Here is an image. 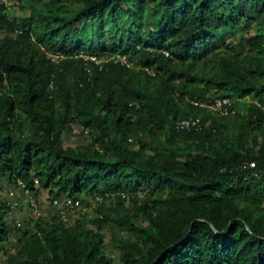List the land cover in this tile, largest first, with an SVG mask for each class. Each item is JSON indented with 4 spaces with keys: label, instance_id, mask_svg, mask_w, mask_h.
I'll return each instance as SVG.
<instances>
[{
    "label": "trees",
    "instance_id": "trees-1",
    "mask_svg": "<svg viewBox=\"0 0 264 264\" xmlns=\"http://www.w3.org/2000/svg\"><path fill=\"white\" fill-rule=\"evenodd\" d=\"M219 98L236 114L200 106ZM75 126L90 142L66 147ZM248 162L264 164V0H0V249L20 232L7 184L100 200L93 220L40 216L5 264H113L105 227L122 264H264Z\"/></svg>",
    "mask_w": 264,
    "mask_h": 264
},
{
    "label": "rangeland",
    "instance_id": "rangeland-1",
    "mask_svg": "<svg viewBox=\"0 0 264 264\" xmlns=\"http://www.w3.org/2000/svg\"><path fill=\"white\" fill-rule=\"evenodd\" d=\"M11 3L12 2H8V5ZM64 139L66 147L73 148L87 145L90 142V136L83 132V129L80 126H75L71 131L66 133ZM4 197L13 205L12 212L8 218L10 224L20 232H18L17 235H13L10 240L4 243L1 247L0 264H5L7 260L6 251L10 253L15 251L21 233L26 230L32 222L37 221L40 216L57 217V211L52 205V197L46 190H41L37 196H34V194L32 195L27 191L17 188L14 184H7L4 191ZM111 202L112 200L107 201L106 208L111 207ZM98 205L99 203L96 199H93L92 197L86 199L84 205L88 208L87 211L85 210L88 213L86 219L93 220L97 213L96 208ZM82 214L83 213L78 210L70 211L68 220L69 224L72 225L76 220L81 219L83 217ZM103 234L106 238L104 250L107 256L111 259L113 264H122L120 262L119 251L114 247L112 241L113 233L111 228L105 227L103 229Z\"/></svg>",
    "mask_w": 264,
    "mask_h": 264
},
{
    "label": "built area",
    "instance_id": "built-area-1",
    "mask_svg": "<svg viewBox=\"0 0 264 264\" xmlns=\"http://www.w3.org/2000/svg\"><path fill=\"white\" fill-rule=\"evenodd\" d=\"M51 60L53 62H57L62 57L59 55H52ZM89 59V58H88ZM91 60L95 61L96 64L100 65L101 62L96 60V58H90ZM115 63H122L128 67H130L129 61L124 56H120L117 58H112ZM246 100L250 101V98H246ZM257 103L258 100H255ZM197 105V103H196ZM201 107L211 109L215 114L218 116H233L236 114V108L234 106V102L229 98H219L209 103L200 104ZM203 125V118L202 117H192L184 120H180L176 123L175 128L178 131L183 132H192L198 131L202 128ZM243 167L248 169L251 172V177L257 180L264 179V164L259 165L257 162H248ZM38 184V182H36ZM21 187H24L22 182H19ZM99 203V199H96ZM53 208L56 209L57 214L61 216L66 221L69 220V213L70 211L78 210L82 215L86 216L88 213L87 207H85L79 200H74L72 198H58L53 200ZM86 210V211H85Z\"/></svg>",
    "mask_w": 264,
    "mask_h": 264
}]
</instances>
